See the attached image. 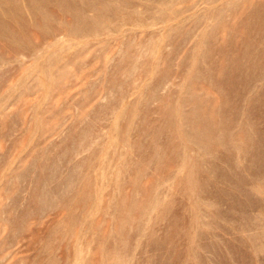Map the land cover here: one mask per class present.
Here are the masks:
<instances>
[{
	"label": "rangeland",
	"instance_id": "rangeland-1",
	"mask_svg": "<svg viewBox=\"0 0 264 264\" xmlns=\"http://www.w3.org/2000/svg\"><path fill=\"white\" fill-rule=\"evenodd\" d=\"M0 264H264V0H0Z\"/></svg>",
	"mask_w": 264,
	"mask_h": 264
}]
</instances>
